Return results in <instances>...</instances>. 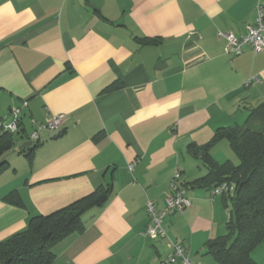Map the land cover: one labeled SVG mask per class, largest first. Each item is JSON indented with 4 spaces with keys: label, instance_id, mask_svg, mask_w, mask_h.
Instances as JSON below:
<instances>
[{
    "label": "crops",
    "instance_id": "0c3cea01",
    "mask_svg": "<svg viewBox=\"0 0 264 264\" xmlns=\"http://www.w3.org/2000/svg\"><path fill=\"white\" fill-rule=\"evenodd\" d=\"M260 6L264 0H0V119L28 101L25 133L0 173V242L32 216L111 182L108 204L54 245L52 264H160L172 242L195 264H217L207 243L225 234L230 209L222 195L191 185L208 169L187 147L244 124L264 102V50L245 46L235 56L218 34L243 36ZM58 114L59 135L43 132L28 157L20 147L32 121ZM231 151L225 138L210 150L219 163H235ZM176 172L192 205L166 215L167 236L152 238L144 233L147 203L164 207ZM14 190L22 206L5 200Z\"/></svg>",
    "mask_w": 264,
    "mask_h": 264
},
{
    "label": "trees",
    "instance_id": "16d2710c",
    "mask_svg": "<svg viewBox=\"0 0 264 264\" xmlns=\"http://www.w3.org/2000/svg\"><path fill=\"white\" fill-rule=\"evenodd\" d=\"M17 136L0 128V173L9 167L5 156L16 145ZM223 138L229 141L238 163H219L213 158L210 150ZM36 146L23 153L31 158ZM187 150L208 169L205 176L191 183L193 187L212 190L225 182L235 186L232 193L222 194L230 209L227 232L207 243V253L217 264H258L252 253L264 244V102L250 110L244 124L220 127L210 143L190 144ZM112 195L113 184H102L60 209L32 216L24 231L0 242V264H52L54 245L74 232H82L83 215L93 208H104ZM5 200L23 205L17 190L7 194Z\"/></svg>",
    "mask_w": 264,
    "mask_h": 264
},
{
    "label": "built area",
    "instance_id": "2783aa9c",
    "mask_svg": "<svg viewBox=\"0 0 264 264\" xmlns=\"http://www.w3.org/2000/svg\"><path fill=\"white\" fill-rule=\"evenodd\" d=\"M227 41V50L229 53L237 56L243 53L245 46H252L256 52L264 50V9L259 7L256 23L247 26V32L237 37L231 33L218 32ZM252 80H249L248 84ZM28 107V101H24L21 106L12 108L9 113V119H0V128L18 135H24L25 126L23 110ZM65 116L58 114L44 122L32 121L33 127L28 138L38 144L42 140L43 132H60ZM132 167V166H131ZM181 173L176 172L171 181L169 192L164 199V207L160 209L154 201H148L147 212L149 215V225L145 230V235L152 238L166 237L167 233L163 227L164 218L171 212L182 214L186 208L192 205V200L187 194L186 187L180 182ZM235 189L233 184L228 182L217 185L211 190L213 196L223 193H232ZM171 252L161 260L160 264H195L186 249V247L177 242L171 243Z\"/></svg>",
    "mask_w": 264,
    "mask_h": 264
},
{
    "label": "rangeland",
    "instance_id": "374dc122",
    "mask_svg": "<svg viewBox=\"0 0 264 264\" xmlns=\"http://www.w3.org/2000/svg\"><path fill=\"white\" fill-rule=\"evenodd\" d=\"M5 119H7V120L9 119V114H8V117H6ZM17 141H18V139H17ZM17 141H16V146L18 145ZM17 147H19V146H17ZM231 154H232V157L234 158L235 163H238L239 158L237 157V155L234 152H232ZM223 232L226 234L227 228H225ZM252 257L254 258V260L258 264H264V244L254 249V251L252 253ZM211 258H212L211 260H213L215 262V259L212 256H211Z\"/></svg>",
    "mask_w": 264,
    "mask_h": 264
},
{
    "label": "water",
    "instance_id": "95a60500",
    "mask_svg": "<svg viewBox=\"0 0 264 264\" xmlns=\"http://www.w3.org/2000/svg\"><path fill=\"white\" fill-rule=\"evenodd\" d=\"M51 135L55 137V136H58L59 133L56 132V133H53V134H51ZM33 145H34V142L31 141V140H29V141L25 142L24 144H22V146L20 147V150H21V151H24V150H26L27 148L32 147Z\"/></svg>",
    "mask_w": 264,
    "mask_h": 264
}]
</instances>
